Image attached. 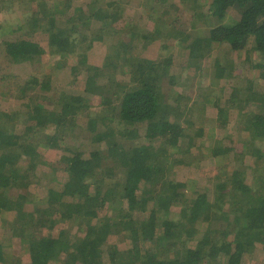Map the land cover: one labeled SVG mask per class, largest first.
<instances>
[{
	"label": "trees",
	"instance_id": "16d2710c",
	"mask_svg": "<svg viewBox=\"0 0 264 264\" xmlns=\"http://www.w3.org/2000/svg\"><path fill=\"white\" fill-rule=\"evenodd\" d=\"M74 1L0 0L6 56L87 76L86 92L63 91L59 108L47 106L43 92L50 82L31 78L34 85L28 80L22 90L32 88L37 96L28 98L26 112L0 111V264H252L255 252L264 250V113L251 108L256 99L264 104V88L255 86L264 79V0H140L152 20L170 30L145 34L135 25L116 26L122 13L119 3L112 7L116 1L89 0L86 9ZM106 34L121 38L112 39L102 66L91 65L88 51ZM161 36L189 50L191 68L201 70L205 62L216 76L229 78L236 53L254 74L245 78L247 88L233 87L224 102H208L226 131L237 110L239 130L246 133L240 142L253 159L228 170L238 147H223L218 139L202 143V157L213 146L211 156L225 160L212 190L194 188L189 195L187 183L175 179L177 169L194 164L195 137L204 131L190 133L187 98L169 85L177 76L172 55L150 59L134 51ZM224 43L230 54L213 60L214 45ZM117 73L129 78L118 81ZM94 98L106 128L93 135L89 151L70 137L87 128L78 125L79 116L87 115ZM89 119L94 131L96 121ZM43 165L50 183L39 184L41 196L30 188Z\"/></svg>",
	"mask_w": 264,
	"mask_h": 264
},
{
	"label": "rangeland",
	"instance_id": "374dc122",
	"mask_svg": "<svg viewBox=\"0 0 264 264\" xmlns=\"http://www.w3.org/2000/svg\"><path fill=\"white\" fill-rule=\"evenodd\" d=\"M87 1L89 0H75L73 5L86 9L87 6L85 3ZM110 1H116L114 5L112 4V7H116L117 3H119L120 6L118 7V10L122 11V13L118 15V23L116 25L118 28H126V26L135 25L140 31H143V34L155 29L156 27H160L162 31L165 29L163 27L164 24H162L163 20L157 21V24L152 20L148 10L149 5H147L145 2L140 0H127L125 2L123 0H105V2L108 4L111 3ZM109 8H111V6H109ZM22 11L23 7L20 9L18 8L16 13L20 15ZM186 13L184 15H186ZM95 21L96 20H93V23H95ZM168 21L169 20L167 19V22ZM165 31L170 30H168L166 27ZM165 31L163 32L165 33ZM124 37L128 38L127 35H123V38ZM165 37L161 36L160 38L154 39L153 41L149 42L150 44L148 43L149 45L145 49L142 48L141 45H138L136 48H134V51L135 53L150 59H158L161 57L166 60L170 55H172L171 69L172 72H174L177 76L175 82L170 83L169 85L172 86L173 89L179 91V93H181L184 98H187V105L182 101L181 107L183 108L186 105V107L189 108L188 117L193 120L192 130L190 133L194 135L197 129L202 128L204 131L203 136H205L203 139V136L195 137L197 146L196 148L192 149L193 154L190 158L193 160L194 164L183 165L181 168L177 169L175 179L176 181L187 183L189 195L194 190V188L197 190H203L204 188L209 187L212 190V185L216 180L217 171L219 170L218 166L225 160L222 159V156H211V148L213 146L209 149V151H207V155L202 157L198 151V148L202 146V143H205L206 146L211 143V145H213L215 143V139H218L220 140V143L223 147H225L227 144H230L233 147H238L236 148L238 154H230L228 157V170H233L235 167L241 165L246 167L250 164H253L252 157L250 154L244 152L243 145L240 142V138H243L246 133H241L239 130L240 118L238 116L237 110L231 111L229 118L230 123L228 124L230 129L228 128V131H226V128L222 127L217 119V108L214 104L224 102L227 99L226 96L231 93L233 87L241 86L243 88H247L249 85L246 83L245 78L253 77L254 74L250 69L249 64L245 62L244 58L240 60L236 53H234L233 56L231 55V60L233 59L235 61L236 67V71L232 77L219 78L216 76L214 67L211 65H206L205 62H203V69L201 70L191 68L189 63L192 61L189 60V50L179 45L177 40ZM1 38L2 37H0V40ZM118 38H121V34H106L104 36V40H95L91 46L92 48L88 51V62L91 65L102 66L104 59L108 54L111 45L113 44V41H115L112 39ZM141 41L142 40L138 42L140 43ZM162 41H167L168 48L162 47ZM229 50L230 45L227 43L214 45L213 52H211L210 55L213 60H216L218 57L217 54L227 53L229 55ZM4 53V47L2 48L0 45V111H5L8 113L26 112V103L28 102V98L30 99L35 95L37 96L36 91L32 88H27L25 92L22 90V87L26 86V82H28V80L33 82H31L30 85H34L35 81H33L31 78H36L39 82H50V88L46 92H43L45 94L44 96L48 97L46 100L48 107L59 108L61 106V93L63 91L70 90L76 95H81L86 92L85 84L87 76L83 70L80 76L75 78V75H73L70 68L56 69L51 66L50 62L44 61L15 63ZM256 56V53L253 54L254 58ZM203 75L207 76V78L203 77ZM257 75L258 74L256 73V76ZM128 78V75L117 73L118 81L127 80ZM107 79H109V77L105 76L99 80H101L100 83H105ZM256 82L257 83L255 86H259V88L262 90L264 88V79L259 78L256 80ZM170 86H167L169 87L168 89H171ZM211 100H214V104H208V102ZM92 101V105L87 109V115L85 116L80 114L79 116L81 123L78 125L82 128H85V126L87 128H85V131L77 128L70 137L71 142H81V147L83 150L89 151L94 147L93 135L96 132H100L101 129L104 131L106 128L105 125L102 124L103 122H101L99 119L101 118L100 115L104 110L97 104L99 101L98 98H94ZM251 108L255 110H262V113H264V104H262L260 99H256L255 103L251 105ZM89 117L96 121V126L92 122L93 126L96 127L94 131H91V128H89ZM17 123L19 126L21 125L19 124L20 122ZM111 126L114 128L115 124L111 123ZM206 148L207 147H205V149ZM48 170L49 167L47 165H43L39 168V179L31 185L30 192L39 193L41 196L45 194V191L40 189L39 184L48 185L50 183L47 176ZM252 179V174L249 171L248 181L252 182ZM22 192L25 191L22 190ZM209 194L212 195V192H209ZM28 207L30 208L31 206L29 205ZM13 215L14 214L12 212L9 213V217L13 218ZM4 233L5 230L0 226V237ZM14 245L18 246L17 238L14 240ZM253 259L254 262L252 264H264V250L258 249V251L255 252Z\"/></svg>",
	"mask_w": 264,
	"mask_h": 264
}]
</instances>
